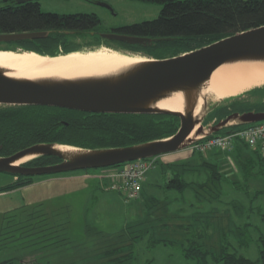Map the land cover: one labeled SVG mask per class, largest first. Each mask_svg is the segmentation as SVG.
<instances>
[{
  "label": "rangeland",
  "instance_id": "374dc122",
  "mask_svg": "<svg viewBox=\"0 0 264 264\" xmlns=\"http://www.w3.org/2000/svg\"><path fill=\"white\" fill-rule=\"evenodd\" d=\"M37 1L43 12L96 14L101 20L94 29L98 33L153 20L162 8L161 4L141 0ZM102 47L152 59L142 51L135 53L125 46L106 42L91 47L79 45L70 52ZM208 97L209 107L218 103L213 95ZM241 97L253 103L252 110H264V93H244ZM229 101L226 98L220 103ZM214 113L219 118L225 115L222 106ZM187 151V159L175 162L191 161L186 167L187 181L191 184L183 193L163 188L171 176L166 167L169 163L161 156L150 160L151 169L142 187L145 196L156 200L143 201L142 197L138 201L127 200L120 191L111 188L112 180L108 178L111 171L106 168L35 178L30 184L82 175L102 196L93 197L86 210L81 201L72 200L70 209L62 206L63 201H56L0 215V264H194L184 257V249L193 240H200L212 252L229 248L230 252L261 264L257 261L258 236L264 235V194L257 197L256 191L264 189V182L255 176H243L230 151L214 149L204 156L191 148ZM203 160L217 163L221 173L217 183H212L210 174L201 167ZM19 180L18 176L0 173V186ZM200 182H205L206 187L200 188ZM75 218L90 220V230L82 232L71 227L78 224ZM66 221L68 229L64 232L65 224L58 223ZM160 239H166L167 243L158 244ZM209 260L210 264H217L211 257Z\"/></svg>",
  "mask_w": 264,
  "mask_h": 264
},
{
  "label": "trees",
  "instance_id": "16d2710c",
  "mask_svg": "<svg viewBox=\"0 0 264 264\" xmlns=\"http://www.w3.org/2000/svg\"><path fill=\"white\" fill-rule=\"evenodd\" d=\"M141 1L162 5L157 18L114 28L112 31L142 37L170 38V40L155 42L146 47L121 43L127 48L142 51L155 59H165L194 51L227 36L264 25V0ZM2 2L0 4V33L49 31V35L33 41L0 43V50L34 51L41 55L56 56L73 50L68 46L70 35L66 33L67 31L83 35H87L88 31H94L98 35L94 29L101 20L94 13L43 12L37 0L21 4L8 0ZM97 39H99L98 36ZM247 93H264V88H253ZM252 106L253 103L244 100L243 97H238L227 103L223 111L227 115L233 111L251 110ZM13 111L17 112L15 117L17 127H22L23 130L28 128L25 127L27 124H30L31 134L34 138L37 137V141L82 148L125 146L167 138L173 135L179 127L178 117L164 114L88 113L49 106H19L13 108ZM247 125L249 124L234 125L216 134L224 133L230 128H242ZM230 152L243 176H255L257 180L264 182V157L258 148H250L245 143L236 141ZM59 161L55 156H38L25 164L46 166ZM189 162L191 161L166 165L170 169L171 176L163 185L164 189L175 190L179 193L189 189L191 182L187 181L186 176V167L189 166ZM117 166L120 165L114 167ZM201 167L210 174L212 183L220 180L221 173L217 168V163L203 160ZM74 172L76 171L33 177L10 174L20 177V180L0 186V193L28 185L37 177L68 175ZM204 185L205 182L199 183L200 188ZM256 194L257 197L264 194V189L256 191ZM199 242L200 240L190 241L189 246L184 249V257L194 261V264H210L209 257L217 264H255V261L244 255L230 252L229 248L215 253L204 243ZM258 242L259 258L257 261L264 264V235L258 236ZM157 243L166 244L167 240L160 239Z\"/></svg>",
  "mask_w": 264,
  "mask_h": 264
},
{
  "label": "water",
  "instance_id": "95a60500",
  "mask_svg": "<svg viewBox=\"0 0 264 264\" xmlns=\"http://www.w3.org/2000/svg\"><path fill=\"white\" fill-rule=\"evenodd\" d=\"M27 1L32 0L15 2L21 4ZM100 4L111 9L104 3ZM48 35L49 31L0 33V43L33 41ZM99 35L110 41L142 47L170 40L116 32ZM240 62H264V25L172 58H147L105 76L27 79L9 76L0 67V105L49 106L88 113L164 114L179 118V127L173 135L131 145L82 148L58 143L35 144L10 157L0 158V173L33 177L104 169L184 150L234 125L262 122L264 110L233 111L219 118L214 112L219 106L227 105L220 103L224 99L209 107V95L201 96L203 86L214 70L222 65ZM175 93L182 95V111H171L158 106L160 101ZM241 96L243 94L227 99L231 101ZM200 97L203 103L200 113H196ZM58 146L70 147L71 150H62ZM38 156H55L60 161L46 166L16 164L25 157L33 159Z\"/></svg>",
  "mask_w": 264,
  "mask_h": 264
},
{
  "label": "bare ground",
  "instance_id": "6f19581e",
  "mask_svg": "<svg viewBox=\"0 0 264 264\" xmlns=\"http://www.w3.org/2000/svg\"><path fill=\"white\" fill-rule=\"evenodd\" d=\"M145 60L147 58L144 56L128 55L106 47L56 56L41 55L34 51L0 50V67L7 71V75L27 79L105 76ZM261 86H264V62L226 64L213 71L203 86L201 96L213 95L220 100L239 96ZM202 103L200 97L196 113H200ZM158 106L171 111H182V95L175 93L172 97L160 101ZM58 148L71 150L66 146ZM29 158L25 157L16 164Z\"/></svg>",
  "mask_w": 264,
  "mask_h": 264
},
{
  "label": "crops",
  "instance_id": "0c3cea01",
  "mask_svg": "<svg viewBox=\"0 0 264 264\" xmlns=\"http://www.w3.org/2000/svg\"><path fill=\"white\" fill-rule=\"evenodd\" d=\"M187 150H189V148L174 153L162 155L160 158H162V160H164L165 163H169V164L175 163L177 161L185 160L187 159V157H189V154L186 153L188 152ZM97 182L100 183L99 181ZM98 192L94 189L93 186H91L90 181L82 175L54 177L52 179L45 180L37 184L35 183L30 184L22 189H15L6 192H1L0 215L7 213L12 214L13 212L22 210L29 206L36 207L39 205H45L50 202L54 203L56 201H63L62 206L69 207L70 209L72 208L71 205L72 200L81 201L80 205L82 206L84 205V209L86 210V207H88L90 200L94 199L93 197L98 198L99 195L102 196V194ZM141 197L143 198V201L148 200L149 198H155L153 196H149V197L145 196V193L143 192V187L140 198ZM74 220L78 224L71 227L80 229V231L82 232H86L87 228H88L87 231L90 230V225H91L90 220L87 219L78 220L76 218ZM67 222L68 221H66V223H62V222L58 223L59 225L65 224V226H62L64 232L65 230L68 229V226L66 225ZM69 224L71 225V222ZM98 232L101 231L98 230Z\"/></svg>",
  "mask_w": 264,
  "mask_h": 264
},
{
  "label": "built area",
  "instance_id": "2783aa9c",
  "mask_svg": "<svg viewBox=\"0 0 264 264\" xmlns=\"http://www.w3.org/2000/svg\"><path fill=\"white\" fill-rule=\"evenodd\" d=\"M236 141L245 143L250 148H258L264 157V122L250 124L242 128L230 129L222 134L213 135L194 144L191 149L205 155L211 150L231 151ZM151 159L127 162L122 166L107 169L111 188L120 191L129 200H137L141 195L142 182L151 169Z\"/></svg>",
  "mask_w": 264,
  "mask_h": 264
},
{
  "label": "flooded vegetation",
  "instance_id": "af4514ba",
  "mask_svg": "<svg viewBox=\"0 0 264 264\" xmlns=\"http://www.w3.org/2000/svg\"><path fill=\"white\" fill-rule=\"evenodd\" d=\"M113 32V31H110ZM109 33V32H105ZM100 33L95 34L94 31H88L87 35L80 34L78 32H72L69 39V47H78L82 45V47H91L94 45H98L99 43H110L112 45L124 46L121 42L118 41H110L107 39H103L99 35ZM97 36L99 39H97ZM73 40V41H72ZM127 48V47H126ZM132 52H139L133 50L132 48H127ZM19 107L18 105H0V158H7L15 153L35 144L45 143L44 141H37V137L34 138L31 134L30 124H27L26 129L22 130V127H17L15 122L16 113L13 111V108ZM12 109V111H11ZM77 111V110H76ZM32 159H28L21 163H30ZM58 163V162H57ZM26 166H31L28 164H24ZM10 175V174H9Z\"/></svg>",
  "mask_w": 264,
  "mask_h": 264
}]
</instances>
